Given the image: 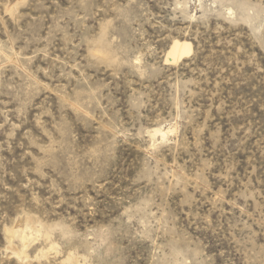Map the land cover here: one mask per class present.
<instances>
[{
  "label": "rangeland",
  "instance_id": "obj_1",
  "mask_svg": "<svg viewBox=\"0 0 264 264\" xmlns=\"http://www.w3.org/2000/svg\"><path fill=\"white\" fill-rule=\"evenodd\" d=\"M13 2L0 264H264V0Z\"/></svg>",
  "mask_w": 264,
  "mask_h": 264
},
{
  "label": "bare ground",
  "instance_id": "obj_2",
  "mask_svg": "<svg viewBox=\"0 0 264 264\" xmlns=\"http://www.w3.org/2000/svg\"><path fill=\"white\" fill-rule=\"evenodd\" d=\"M15 2H13V4H16L17 1H21V0H14ZM191 52V44L188 41L185 40H173L171 45L169 46V49L166 52L165 55V62L166 63H177L179 60H181L182 58L186 57L188 54H190ZM169 129V128H168ZM154 131V130H153ZM169 130L168 131H162V130H158L155 131L154 133H160L162 138H165L168 134H169ZM24 219H26V216L24 217ZM22 217H20L15 225H14V229L15 231L11 230L10 233L11 234H18V232L21 231V233H25V227L26 224L24 223L27 222L26 220H24ZM27 228V227H26ZM26 231V230H25ZM15 236V235H14ZM18 236V235H17ZM22 242H24L23 247H25V234L22 236ZM14 254L18 255V253L14 252ZM71 257V256H70ZM67 259V258H66ZM74 259V258H73ZM65 261V260H64ZM75 262V259L72 260V258L67 259V262L65 264H68V262ZM71 264V263H70ZM73 264V263H72ZM77 264V263H76Z\"/></svg>",
  "mask_w": 264,
  "mask_h": 264
}]
</instances>
